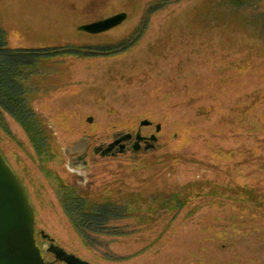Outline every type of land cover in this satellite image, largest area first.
Here are the masks:
<instances>
[{"label":"rangeland","instance_id":"rangeland-1","mask_svg":"<svg viewBox=\"0 0 264 264\" xmlns=\"http://www.w3.org/2000/svg\"><path fill=\"white\" fill-rule=\"evenodd\" d=\"M0 34L33 53L29 131L0 104V153L37 232L91 264H264V0H0ZM157 124L153 149L71 167Z\"/></svg>","mask_w":264,"mask_h":264},{"label":"water","instance_id":"water-1","mask_svg":"<svg viewBox=\"0 0 264 264\" xmlns=\"http://www.w3.org/2000/svg\"><path fill=\"white\" fill-rule=\"evenodd\" d=\"M126 16L125 12L117 13L106 19L81 25L79 30L90 34L105 32L122 23ZM151 124L149 120H142L139 126L148 127ZM155 126L156 132H159L160 124ZM130 137L131 134L127 133L124 139ZM136 139H142L139 133L136 134ZM150 140H155V136H151ZM74 146L76 152L74 160L78 162L76 165L86 167L83 141L75 143ZM138 146L137 141L133 150H138ZM151 146L146 145L144 150L150 149ZM100 156H109V153L106 150ZM34 223V212L24 187L0 153V264H48L43 260L36 245ZM53 252L68 264H91L61 247L54 248Z\"/></svg>","mask_w":264,"mask_h":264},{"label":"flooded vegetation","instance_id":"flooded-vegetation-1","mask_svg":"<svg viewBox=\"0 0 264 264\" xmlns=\"http://www.w3.org/2000/svg\"><path fill=\"white\" fill-rule=\"evenodd\" d=\"M151 126L152 124L148 127H151ZM127 133H130L131 137L124 139L125 134ZM138 133L142 137L141 140L136 139V134ZM158 133L159 132H156V126H154V132L150 133L149 135L143 134L139 130L137 131L136 130H131V131L119 130V131H115L112 133L111 141H108V142L100 141L98 142V144L93 145V146H91L90 139H88L87 142L83 141V144L85 146L86 159L88 160L91 154H93V158H95L97 155H101V153L106 150L108 151L109 156H116L118 154L127 153L128 151H131L132 153L141 152L144 150V147L146 145H149V146L152 145L150 149H153L158 140ZM153 135L155 136V140H150V137ZM137 141L139 143L138 150H133V146L135 145V142ZM76 162L77 161H75L73 158L71 162V167L74 169H77L79 167L76 165ZM35 240H36V245L40 249L41 256L46 263L48 264H68L67 262L57 257L56 254L53 252L54 248L60 247V246L55 242L53 238L50 237L49 234H46L43 231L37 232L35 229ZM62 249L65 250L64 248ZM70 254H73V253H70ZM75 256L78 257L77 255Z\"/></svg>","mask_w":264,"mask_h":264},{"label":"trees","instance_id":"trees-1","mask_svg":"<svg viewBox=\"0 0 264 264\" xmlns=\"http://www.w3.org/2000/svg\"><path fill=\"white\" fill-rule=\"evenodd\" d=\"M1 38L2 37L0 34V43L2 42ZM30 53L31 52L15 53L5 49L3 45H0V104H4V106L6 104L10 112H16L13 113V116L16 118L18 123L21 124L22 127H24L27 131L29 130L27 129L28 127L25 123L26 116L23 113L26 107L25 105L21 106V104L18 102L19 100L21 101V89L15 77V71L18 68L16 64H24L23 61L25 60V58L33 54ZM35 135H32V137ZM33 141L34 143H36V146H38L39 150L41 151V146L39 147V145L37 144L36 138L33 139ZM96 218L97 216L94 217V219Z\"/></svg>","mask_w":264,"mask_h":264}]
</instances>
